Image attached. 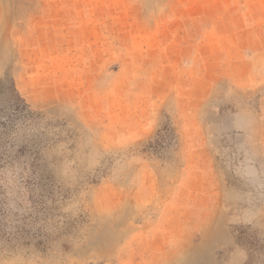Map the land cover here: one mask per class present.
Here are the masks:
<instances>
[{
  "label": "rangeland",
  "instance_id": "rangeland-1",
  "mask_svg": "<svg viewBox=\"0 0 264 264\" xmlns=\"http://www.w3.org/2000/svg\"><path fill=\"white\" fill-rule=\"evenodd\" d=\"M0 264H264V0H0Z\"/></svg>",
  "mask_w": 264,
  "mask_h": 264
},
{
  "label": "trees",
  "instance_id": "trees-1",
  "mask_svg": "<svg viewBox=\"0 0 264 264\" xmlns=\"http://www.w3.org/2000/svg\"><path fill=\"white\" fill-rule=\"evenodd\" d=\"M13 91L17 94V99L18 101H20L21 103H24V101L21 99L19 93L17 92L16 88L14 85H12Z\"/></svg>",
  "mask_w": 264,
  "mask_h": 264
}]
</instances>
